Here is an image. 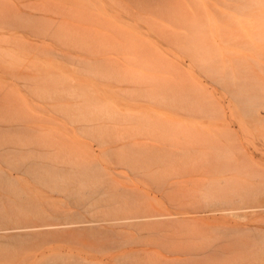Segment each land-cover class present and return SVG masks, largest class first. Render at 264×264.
Listing matches in <instances>:
<instances>
[{"label": "rangeland", "instance_id": "rangeland-1", "mask_svg": "<svg viewBox=\"0 0 264 264\" xmlns=\"http://www.w3.org/2000/svg\"><path fill=\"white\" fill-rule=\"evenodd\" d=\"M225 23V0H0V229L35 228L0 232V264H264Z\"/></svg>", "mask_w": 264, "mask_h": 264}, {"label": "bare ground", "instance_id": "bare-ground-1", "mask_svg": "<svg viewBox=\"0 0 264 264\" xmlns=\"http://www.w3.org/2000/svg\"><path fill=\"white\" fill-rule=\"evenodd\" d=\"M225 6V51L221 68L223 85L230 97L238 103L248 121L264 127V0H225ZM213 63L214 60L210 64V73L215 76L217 68ZM110 104H107L108 108L104 104L101 109L84 111L83 120H92L97 111L109 116L112 111ZM14 168L19 169L18 166ZM95 169L92 166L80 165L79 172L74 175L81 182V188H93L92 192L99 190V188L95 189L96 180L99 178ZM0 176L4 177L1 174ZM247 208L253 209L254 207H244V210ZM221 212L233 213L235 211L231 208L223 209ZM135 217V219H146L144 216ZM29 229L35 228H1L0 232L18 233L20 230Z\"/></svg>", "mask_w": 264, "mask_h": 264}]
</instances>
